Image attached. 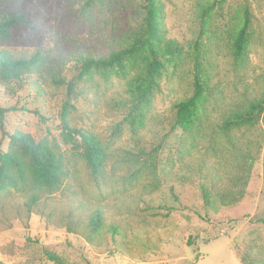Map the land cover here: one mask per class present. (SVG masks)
Here are the masks:
<instances>
[{"label": "rangeland", "instance_id": "obj_1", "mask_svg": "<svg viewBox=\"0 0 264 264\" xmlns=\"http://www.w3.org/2000/svg\"><path fill=\"white\" fill-rule=\"evenodd\" d=\"M159 1L164 38L181 52L135 113L142 62L124 77L77 75L83 57L107 56L140 35L144 0H0V18L33 22L0 40V52L45 57L20 81L0 83V164L17 151L9 136L23 134L64 168L56 186L25 172L0 190V264H54L46 252L70 264H241L244 256L264 264V113L250 127L223 130L264 94V0ZM196 62L205 100L181 129L175 104L193 94ZM65 105L69 128L94 136L103 151L96 176L79 137L63 130Z\"/></svg>", "mask_w": 264, "mask_h": 264}, {"label": "trees", "instance_id": "obj_2", "mask_svg": "<svg viewBox=\"0 0 264 264\" xmlns=\"http://www.w3.org/2000/svg\"><path fill=\"white\" fill-rule=\"evenodd\" d=\"M163 7L159 0H144V17L142 20V31L139 36L134 37L125 47L112 51L107 56L83 57L80 59L81 66L78 78L90 77L94 72H113L117 76L124 77L130 67H134L138 62L143 66L138 70L134 84L132 85L133 111L138 112L141 106L148 104L156 82L169 63L181 52V46L175 40H165L162 16ZM249 20L245 18L243 25L239 29L233 44V53L239 59L247 43V31ZM15 28L33 29V22L23 15L7 14L0 18V40H7L10 33ZM45 57L36 52L30 56L21 55L14 57L7 52H0V83L11 84L20 81L25 74L37 70L43 63ZM205 88L200 78V67L195 63L194 91L193 94L175 104L176 116L174 125L181 129L189 127L198 117L199 110L205 100ZM71 84H67V95L71 94ZM63 108L61 119L63 130L70 136H77L81 141L84 160L90 173L98 175L103 162V151L99 142L94 136L69 128L64 119ZM264 113V94L256 102H253L245 111H237L228 117L223 124V130L230 131L243 127H250ZM133 116V120L137 119ZM3 118V112H0ZM10 142L14 144L17 151H10L1 155L0 164V190L5 185H14L17 178H22L28 172L34 182L42 187H53L59 184L64 175V168L56 153L40 144L35 143L29 135L14 134L9 136ZM249 155V154H247ZM243 163V162H242ZM242 165L239 164L238 167ZM204 190V189H203ZM223 195L220 194L222 198ZM205 202H207L204 194ZM93 221V228H98L100 216L96 215ZM264 223V219L261 220ZM47 258L54 264H70L60 256L46 252ZM247 257L240 258L241 264H260L253 260L251 263Z\"/></svg>", "mask_w": 264, "mask_h": 264}]
</instances>
